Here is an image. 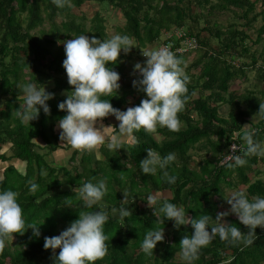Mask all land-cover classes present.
Wrapping results in <instances>:
<instances>
[{
    "label": "trees",
    "instance_id": "trees-1",
    "mask_svg": "<svg viewBox=\"0 0 264 264\" xmlns=\"http://www.w3.org/2000/svg\"><path fill=\"white\" fill-rule=\"evenodd\" d=\"M90 1L115 8L123 19L119 34L130 36L138 49L153 44L171 28L185 27L184 35L194 38L195 50L200 53L189 65H182L190 78L187 84L190 99L178 114L181 121L178 132L159 126L152 133L141 129L134 132L132 141L123 143L120 150L109 151L102 146L99 150L101 160L87 152L74 150L68 159L70 169L50 167L44 161V155L36 151L38 147L34 140L43 143L42 149L47 154L58 148L53 127L67 114L58 109V104L66 99L59 92L71 91L62 66L65 51L55 47L56 40L80 35L107 39L103 19L97 13L93 22L84 28L71 12ZM70 2L71 7L57 8L52 0H0V164L5 165L0 175V191L11 189L19 193L17 202L22 208L26 226L33 221L38 224L45 221L40 226L38 238L26 227L27 232L23 235L15 234L13 243L6 241L3 253H0V264H53L51 250H44V237L59 235L78 219L79 211L96 210L84 209L73 189L101 179H106L107 193L102 201L107 205L106 210L110 213L112 207L119 208L123 193L127 192L129 198L123 206L129 208L132 215L121 222L110 214L104 225L108 253L95 264H186L178 255L179 244L184 235L192 234L191 225L176 229L173 221L165 219L158 223L157 219L163 220L164 215L159 212L157 217L154 215L153 209L147 206V197L150 193L168 192L170 197L160 198L154 207L159 209L167 201L182 207L190 219L208 214L213 220L217 213L229 210L222 211L220 205L230 188L243 186L249 200L253 196L264 197V157H246L247 163L242 167L228 168L227 163L231 161L220 164L231 143L240 145L243 150L244 142L236 133L240 126L251 123L259 110V103L264 102L262 89L242 93L230 89L231 83L246 80L247 70L254 71L257 80L264 82V0ZM224 10L238 13V19L244 21L241 29H236L233 24L223 30H218L215 23L210 25L212 12ZM55 17L59 18L58 23H55ZM200 19L204 26L198 25ZM256 20L260 25L255 30L251 46L258 48L251 49L244 43L248 39L245 29ZM44 23L48 24L46 31L41 28ZM37 28L38 38L33 34ZM209 38L217 40L216 47L209 46ZM176 56L183 61L185 59V55ZM123 57L121 53L118 61L107 67L121 75L119 60ZM234 57L248 59L249 62L237 66L232 61ZM190 69L196 71L195 76L187 72ZM48 82L52 86L45 90L54 93V99L47 102L50 114L45 115L41 109L38 119L21 122L15 112L24 100L17 85L34 83L41 87ZM134 93L137 96L129 107H135L142 100L139 94L143 93L133 88V84H124L116 95L113 94L115 96L101 99L109 100L114 108L126 111V98ZM143 95L144 99L147 98ZM222 105L227 106L225 118L218 114ZM252 127L254 139L264 143V120L253 123ZM6 146L8 153L2 151ZM148 148L154 149L161 157L176 154V160L167 169L177 177L175 184L166 183L159 169L155 175L142 173L139 164L146 158L145 150ZM11 160L21 162L23 169L18 171L10 165ZM257 164L262 165V171L252 170ZM249 172L253 174L252 181ZM29 180L38 185L35 193L29 190ZM68 197H72L70 207L63 202ZM226 219L242 232L247 231L234 215ZM149 229H164V240L156 245L152 255L141 250V242ZM256 235L257 239L249 247L232 246L217 236L200 250L199 258L193 264H264V229L258 227Z\"/></svg>",
    "mask_w": 264,
    "mask_h": 264
},
{
    "label": "clouds",
    "instance_id": "clouds-1",
    "mask_svg": "<svg viewBox=\"0 0 264 264\" xmlns=\"http://www.w3.org/2000/svg\"><path fill=\"white\" fill-rule=\"evenodd\" d=\"M52 3L57 8L71 7L70 0H52ZM63 47L66 58L62 66L71 91L62 93L66 99L58 104L59 111L67 113L57 121L61 144L81 153H94L97 159H102L98 150L106 141L109 151H117L122 149L126 140L133 139L134 132L141 129L149 133L155 132L157 126L171 132L180 130L178 114L190 99L187 95L190 78L182 67L184 61L168 47L142 52L146 60L143 64L137 62L134 65L133 71L140 78L133 80V88L147 98L142 99L138 106L128 107L126 111L114 108L109 100L101 97H113L120 89L119 73L107 65L115 64L121 51L128 54L134 48L133 39L120 34L105 40L80 35L63 41ZM17 87L24 100L23 105L15 112L21 122L38 119L41 109L45 115L50 114L47 102L54 99V93H49L44 86L37 87L34 83L19 84ZM109 116L115 117L119 122L118 129L102 123ZM260 120H264V102L259 103V110L254 114L252 122L240 126L236 133L245 146L241 152L239 146L231 145V154L225 157L226 162L231 161L227 163L228 168L244 166L247 163L246 157H264V143L254 139L255 131L252 127L253 123ZM145 151L147 156L139 164L142 173L155 175L159 169L166 183L175 184L177 177L167 169L176 160V154L169 153L161 157L154 149L148 148ZM238 152L241 154H237ZM120 178L124 179L123 173ZM28 184L30 192L38 190V185L33 181L29 180ZM73 192L76 199L83 202L84 209L96 210L79 211L78 219L72 221L59 235L44 237L43 247L46 251L51 250L53 264H95L108 253L105 243L108 236L104 232V225L110 214L121 222L132 215V211L123 206L127 203L129 194L124 192L121 206L112 207L109 213L107 205L102 203L107 193L106 179L97 183H83L81 187L73 189ZM18 195V192L11 189L0 191V253H3L6 241L13 240L15 234L23 235L31 230L34 237L41 235L40 226L45 221L42 224L33 221L26 226L22 208L17 202ZM159 199V194H149L147 197V206L153 209L154 215L157 217L158 212L164 215L163 220L157 219L158 223L167 219L174 222L176 229L182 225H191L193 229L192 234L184 235L179 244L178 255L186 264H193L199 258L200 250L217 236L222 242H228L232 246L249 247L257 239L256 229H264V197L253 196L249 200L243 190L234 191L225 200L230 206L229 210L217 213L214 220L208 214L190 219L182 207L167 201L157 209L154 206ZM63 202L70 207L72 197L63 199ZM232 215L247 229L246 232L227 222L226 218ZM163 240L164 229H149L141 242V250L152 255L156 245Z\"/></svg>",
    "mask_w": 264,
    "mask_h": 264
},
{
    "label": "rangeland",
    "instance_id": "rangeland-1",
    "mask_svg": "<svg viewBox=\"0 0 264 264\" xmlns=\"http://www.w3.org/2000/svg\"><path fill=\"white\" fill-rule=\"evenodd\" d=\"M71 12H72L73 16H76L77 20L83 24L84 28H87L89 26V24L93 22L94 14L97 13L103 19V25L105 28V34H106L107 39L111 38L114 35L119 34L118 30L123 24V19L121 18V15L119 14V12L115 8H111L110 6L105 5V4H97L94 1H90L88 3H85L84 5H82L79 8H73L71 10ZM237 14L238 13H233L230 10H224V11H218V12L214 11V12H212L211 17H210V25L212 26V23H215L217 26L216 28H218V30H223L226 28L227 25L233 24V26L239 30L242 28L241 26H242L244 21L241 19H238ZM54 21H55V23H58L59 18L55 17ZM187 24H188V22H187ZM47 25L48 24L44 23L41 28L46 31L48 28ZM198 25L204 26V24L202 23V19H200L198 21ZM259 25H260V21L256 20L249 28L245 29V34L248 37V39L244 43H245V46L250 47L251 49L258 48V46H255V47L251 46V43L254 41L255 30L258 28ZM38 30H39V28H37L33 33L37 38L40 36V34H38ZM176 31L185 33V27H182L179 29L171 28L170 31L162 33L157 41H155L151 45H147L143 49L136 48L134 43H133L134 48H132L128 54H125L123 51H121V53L124 55V57L119 60V63L121 65V67H120L121 75H120V80L118 81V83L120 84V86H122V84H127V85L133 84V80L138 79V77H137L138 75L136 73H134L133 69H134V65L137 62L143 64V60L141 59V55H142L143 51H147V50H151V49L156 48L158 46V44H160V42L165 40L166 37H168L170 35H174V33ZM48 38H51V37H48ZM56 41H57V43H56L55 47H57V48L59 47L61 49H64L63 41H65V40H62L61 38H59ZM208 43H209L210 47L214 48L217 45V40L213 39V38H209ZM199 54L200 53L197 52L196 50L186 54L184 56L185 57L184 65L185 66L189 65L191 63V61H193ZM232 61L237 66L240 65L241 63L247 64L249 62L248 59L238 58V57H234L232 59ZM187 72L190 75H192V77L196 75V71H194L193 69H190ZM245 79L246 80L243 82L237 81V82L231 83L230 89H232L238 93H242L245 90H252L253 92H255V91H258L259 89H262L264 91V82H260L257 80L256 74L254 71L247 70V72L245 74ZM51 86H52L51 83L48 82V83H46V85L44 87H45V89H47V88H50ZM119 90H121V87ZM62 93H64V91L59 92V95L64 96V95H62ZM136 96H137L136 93H134L132 95H129L126 98V102H127L126 106H125L126 109L134 101ZM139 97L141 99H144L143 94H139ZM226 112H227V106L226 105H222L218 108V114L220 117L225 118ZM251 122H252V120H251ZM112 123H113L112 125H114V127H116V128L119 125V122L116 120H113ZM109 134H111V133H109ZM153 136L156 140L159 139V137L157 135L154 134ZM131 141L132 140L130 139V140H126L125 142H131ZM106 145H107V142H106ZM69 147L70 146L67 145L66 148L63 149V150L67 149L65 152H63L64 155H69V153H70L69 151L72 150ZM2 151L8 153L7 150H2ZM61 163H60L61 165H65V167L67 169H70L69 163L68 164L66 163L67 164L66 165L63 162V160L61 161ZM12 164L16 165L15 167L17 170L21 171V167H22L21 165H18L15 163H12ZM0 165L3 166L4 164H0ZM252 170L253 171H255V170L262 171L263 168H262L261 164H257L256 166L252 167ZM248 176H249L251 181L254 179L252 172H249ZM259 177H261V175H259ZM243 189H244L243 186H237L234 188H230L225 192L224 200L221 202V205H220L222 211L228 210L230 208V206L226 203L225 200H227L234 191L243 190ZM150 194H156V193H150ZM158 194H159L160 198H162V199L170 197L168 192L158 193ZM9 243H13V241L9 240Z\"/></svg>",
    "mask_w": 264,
    "mask_h": 264
},
{
    "label": "crops",
    "instance_id": "crops-1",
    "mask_svg": "<svg viewBox=\"0 0 264 264\" xmlns=\"http://www.w3.org/2000/svg\"><path fill=\"white\" fill-rule=\"evenodd\" d=\"M124 84H122V86H123ZM122 86H120V87H122ZM128 97V96H127ZM113 120H116V119H114V118H110V117H107V118H105L103 121H102V123L105 125V126H109V125H111V126H113L114 127V125H112L113 123H112V121ZM117 121V120H116ZM98 127H99V124L97 125ZM53 134H54V138H55V140H56V144H57V146H58V148L55 150V151H53V152H51V153H49V154H47L46 153V150H44V149H42V147H43V143L40 141V140H34V143L37 145V149H36V151L39 153V154H42V155H44V161L46 162V164L48 165V166H50V167H65V165H61L62 163H61V161L63 160V162L66 164H68V160L67 159H69V157H70V155H71V153H72V151H74L73 149L72 150H70L69 152V155H64L63 154V152H65L66 150H63L64 148H66V144H61V142H60V140H59V135H60V129H58V127H57V124L53 127ZM107 142V141H106ZM106 142H105V145H103V147H105V148H107V145H106ZM124 143H129V142H124ZM102 147V146H101ZM100 147V148H101ZM69 148H71V147H69ZM3 150H8L7 149V146L6 147H4L3 148ZM100 150V149H99ZM98 150V151H99ZM88 153V152H87ZM68 154V153H67ZM89 154V156H91V157H93V158H95V159H97V157H96V154H94V153H88ZM99 154H100V152H99ZM101 155V154H100ZM57 156V157H56ZM99 160H101V159H99ZM12 163H15V164H18V165H21L22 167H21V170H22V168H23V165H22V163L21 162H19V161H16V160H11L10 161V165H12V166H16V165H13ZM61 163V164H60ZM66 164V165H67ZM4 166L5 165H0V175H1V172H2V170H3V168H4ZM16 168V167H15ZM19 171V170H18Z\"/></svg>",
    "mask_w": 264,
    "mask_h": 264
},
{
    "label": "built area",
    "instance_id": "built-area-1",
    "mask_svg": "<svg viewBox=\"0 0 264 264\" xmlns=\"http://www.w3.org/2000/svg\"><path fill=\"white\" fill-rule=\"evenodd\" d=\"M165 46L168 47L171 51H173L176 55H186L195 50L196 43L193 37L185 36L184 33L176 31L174 35H170L166 37L165 41L158 44V46L154 49H158L160 47H165ZM141 59L143 60V63L146 60V58L143 55H141ZM136 74L138 75L137 77L140 78L139 74L138 73ZM232 144L237 145L236 143H231L229 145V147L227 148V152H226L227 154L223 156L220 161L221 164L225 163L226 162L225 157L228 154H231L229 152V149L231 148ZM237 146L241 148L240 145H237Z\"/></svg>",
    "mask_w": 264,
    "mask_h": 264
}]
</instances>
